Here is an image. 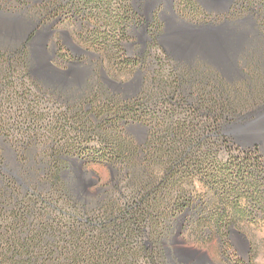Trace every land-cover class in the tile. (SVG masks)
Segmentation results:
<instances>
[{"label":"trees","instance_id":"16d2710c","mask_svg":"<svg viewBox=\"0 0 264 264\" xmlns=\"http://www.w3.org/2000/svg\"><path fill=\"white\" fill-rule=\"evenodd\" d=\"M67 1L46 2L45 10L53 14L78 7L75 0ZM242 8L225 21L233 24ZM122 10L134 28V17L141 13L126 6ZM121 31L108 33L122 36L112 45L117 56L128 54L123 43L128 35ZM37 34L19 42L0 40V264H201L182 257L194 251L178 238L186 232L194 239L209 237L210 224L225 234L222 226L230 229L243 212L236 206L244 194L264 200L258 188L264 181V152L259 144L237 137L238 128L264 107V57L259 55L264 42L251 39L243 46L237 63L250 73L230 81L199 56L147 58L149 53L129 38L126 44L137 48L136 55L123 63L141 67L151 60L158 69L146 90L123 99L95 86L77 95L37 77L31 48ZM58 61L79 63L63 56ZM92 96L102 110L97 124L79 110V103ZM8 108L32 118L62 116L57 128L71 135L60 145L56 138L49 140V153L40 155L36 165L34 147L47 124L25 125L27 139L17 148L24 159L23 181L7 168L4 156L12 128L24 125L6 122ZM133 126L148 131L144 143L128 133ZM96 130L115 135L98 133L99 146L89 149L86 139ZM45 158L46 169L36 173ZM90 163L116 166L110 182L101 185L99 177L90 178L94 172L83 170L87 179L79 188L75 167Z\"/></svg>","mask_w":264,"mask_h":264},{"label":"rangeland","instance_id":"374dc122","mask_svg":"<svg viewBox=\"0 0 264 264\" xmlns=\"http://www.w3.org/2000/svg\"><path fill=\"white\" fill-rule=\"evenodd\" d=\"M55 1L0 0V40L19 42L29 33L37 30L36 40L31 45L32 55L36 62V76L50 85L74 89L77 91V95L82 96L86 95L90 87L95 86V88H106L123 99H130L146 90L150 81L157 77L158 64H154L151 60L147 62V65L141 67L128 66L123 63L127 57L136 55L137 48L126 44L129 38L136 39V46L144 49V53H149L147 58L157 59L171 55L184 61L199 56L209 65L220 70L223 76L230 81L244 78L246 74L250 73V69H241L237 63L236 57L243 46L248 44L251 39L264 42V0H173V12L170 11L167 4L171 0H102L98 5L94 2L91 4L92 0H87V3H79L78 0H75L78 4L76 9L67 6L60 13H48L45 10V3L53 4ZM72 1H67V5H70ZM239 4H242L240 8H238ZM123 6L124 8L128 7L129 10L134 8L137 14L141 13L139 14L140 18L134 17V28L130 26L129 18L122 15ZM162 6H165L164 12L161 11ZM241 6H243L241 13L233 16L234 18L232 15L228 16L233 18L231 19L233 24L226 22V15L241 9ZM151 10H154L155 16H159L161 22L159 30L153 34L154 40L149 42L146 40L144 32L139 28L136 19L140 20L145 13L149 15ZM204 10H210L214 14H217L216 12L223 13V16H219L213 21L206 18ZM202 24L220 26L217 34L224 40L222 47L226 52L221 59L210 56L208 53L210 49H206L207 52L204 53L206 56L200 53L190 55L189 50L196 48L193 43L194 39H177L185 34L192 35L195 32L193 26ZM121 30L126 31V35H128V38H123L124 50L128 54L121 52L117 56V50L112 45L122 36L110 38L108 33L115 32L117 35H121ZM105 34L107 36H104ZM157 35H159L158 38H156ZM185 43L187 46H184ZM259 55L260 58L264 57L262 53ZM57 56L70 58L79 63H60ZM253 74L256 75V73ZM91 99L94 102L87 104ZM79 105L80 113L85 112L87 118L97 124L102 112L99 100L92 96ZM15 110L16 108L6 109V122L24 125L12 128L13 136L7 137L3 151L7 168L23 181L21 169L24 159L18 154L17 148L27 139L24 135L25 125L47 124V127L39 134L42 135L41 143L34 147L33 162L36 165L40 163V155L49 153V149L45 147L49 144V140L56 138L61 141L60 145L64 144L65 139L71 135H67L57 128L60 122H64L62 116L60 118L56 114L49 113L46 116L32 118L26 114L19 115ZM82 116L80 115V117ZM101 132L110 136L115 135L109 131L105 133L103 130H96L92 134L91 140L89 137L86 139L88 141H86L85 147L89 149L94 146L98 147L100 137L96 135ZM242 132L244 135H240ZM128 133L134 137L138 144L144 143L148 135V131L142 126L129 127ZM237 134L244 143L259 144L260 151L264 152V145H262L264 142V107L259 110L253 121H247L242 127H239ZM48 160L47 158L41 160L42 164H45L44 167L35 166L36 173L41 168L46 169ZM262 160L264 165V155ZM75 168L76 182L78 187L82 188L81 182L87 179L83 175V170L94 172L95 175L91 174L90 178L99 177L100 184L105 185L110 182L112 171L116 169V166L90 163L84 168L79 167V169L77 166ZM64 176L68 177L69 174L66 173ZM261 182L263 183L258 184V188L264 194V181ZM250 188V191H256L255 187ZM252 199L246 193L237 201L236 207L243 209V212L236 214L233 207L229 209L231 213L237 215L235 216L237 222L232 224L228 230H225L223 225L222 231H225V234L217 232L219 227L214 224L207 227L211 235L200 240L194 239L188 232L183 233L178 238L180 244L190 247L194 252H182V257L189 260L198 259L201 264H264V200L261 202L259 198Z\"/></svg>","mask_w":264,"mask_h":264},{"label":"water","instance_id":"95a60500","mask_svg":"<svg viewBox=\"0 0 264 264\" xmlns=\"http://www.w3.org/2000/svg\"><path fill=\"white\" fill-rule=\"evenodd\" d=\"M170 11L173 12V9L170 7ZM194 33L195 35H199L201 38L200 40L196 43L195 42V49H190L189 54H195V53H200L204 56H206L204 53L207 52L206 49L208 50L209 55L212 57H215V59H221L223 55L226 54L225 48L222 47L223 44V39L219 37L217 34L218 30L220 29V26L212 25V24H202V25H194ZM208 36L210 37L209 39H205L204 37ZM184 46H187V43L184 44ZM179 55V54H178ZM52 65V63H51ZM238 137V141H241V137ZM252 141V140H251ZM254 141V140H253Z\"/></svg>","mask_w":264,"mask_h":264},{"label":"flooded vegetation","instance_id":"af4514ba","mask_svg":"<svg viewBox=\"0 0 264 264\" xmlns=\"http://www.w3.org/2000/svg\"><path fill=\"white\" fill-rule=\"evenodd\" d=\"M167 4L169 5V8L170 7L172 8V6L174 4L173 0L168 1ZM162 5H164V2H162ZM164 7L161 8L162 12H164ZM204 12H205L206 18L208 17L212 20L217 19L219 16H223V13L216 12L217 14H214L210 10H204ZM174 15L177 16L176 14H174ZM139 21H140V23H138L139 28L144 32L146 40L149 42H152L154 40L153 34H155V32L159 30V25L161 22L159 16L156 17L154 10L153 11L151 10L149 15L148 14L146 15V13H145L144 16ZM158 36L159 35H157L156 38H158ZM130 45H132V44H130ZM143 46H145V44H143Z\"/></svg>","mask_w":264,"mask_h":264},{"label":"bare ground","instance_id":"6f19581e","mask_svg":"<svg viewBox=\"0 0 264 264\" xmlns=\"http://www.w3.org/2000/svg\"><path fill=\"white\" fill-rule=\"evenodd\" d=\"M172 38H173V36H171ZM200 36L199 35H195V34H192V35H190V34H185V35H183V36H181V37H178L177 39H179V40H186V39H194L193 40V43H197L199 40H200ZM206 40L207 39H209L210 37H208V36H205L204 37ZM50 64V63H49ZM51 65V64H50Z\"/></svg>","mask_w":264,"mask_h":264}]
</instances>
